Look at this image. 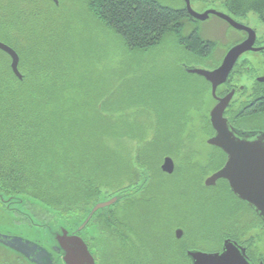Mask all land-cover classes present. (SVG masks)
I'll return each mask as SVG.
<instances>
[{
    "label": "rangeland",
    "instance_id": "rangeland-1",
    "mask_svg": "<svg viewBox=\"0 0 264 264\" xmlns=\"http://www.w3.org/2000/svg\"><path fill=\"white\" fill-rule=\"evenodd\" d=\"M159 1L175 7L186 6L185 0ZM191 5L200 13L208 9L226 12L222 4L209 0H191ZM29 8L33 9L30 17ZM238 20L256 27L262 40L260 44H264V22L256 13L251 12ZM183 33L187 38L179 36L176 31H169L159 45L149 50L132 49L115 30L92 14L88 0H59L58 4L53 0H0V40L19 53V68L24 75L22 80L16 77L11 69V58L0 52V126L20 133L27 130L39 132L49 121L58 118L47 112L55 108L62 111L64 117L50 125L59 127L62 140L70 142L73 140L70 134L72 123L78 122L83 111L94 112V123L99 122V127L111 123V127L118 128L123 127L120 124L127 123L133 129L123 134V139L115 141V137L114 143L113 139H109L108 143H112V146L120 142L122 151L126 149L128 153H143L142 148L146 145L158 159L171 150L166 144L177 143L182 146L179 154H185L192 148L197 154L199 151L207 155L212 152L206 142L214 134L209 117L214 99L209 87L200 88L201 84L204 85V78L189 73L182 63L205 69L218 67L232 43L243 34L214 14L205 20L189 21ZM196 33L204 40L202 51L201 47L188 41ZM206 41L212 46H206ZM245 53L254 65L253 72L263 74L264 51ZM41 70L44 72H39ZM242 83L246 87L252 86L247 78ZM199 89V96L203 98L197 105L201 107L196 110L194 107L192 110L184 108L187 100L196 95L195 92ZM221 91L224 93V88L218 90ZM250 92L249 88L248 93ZM61 97L67 99L69 113H72V109L79 111L70 115V121L65 105L59 104ZM237 107L236 98L228 113L234 125L243 129L264 130V108L239 112ZM123 119L126 121L120 122ZM134 131L140 134L137 138H134ZM6 138L13 141L9 136ZM38 140L47 142L44 138ZM150 144L154 145L153 149ZM55 154L57 153L49 152V155ZM171 154L174 155L175 152ZM218 159L219 157L213 159L212 163ZM198 162L205 164L200 157ZM105 171L101 174L97 172L92 179L104 176ZM187 176L178 171L171 177H159L165 183L164 186L160 185V190L174 200L170 196L175 194L177 185L184 179L187 180ZM100 181L106 183L105 180ZM188 184L191 185L190 182ZM220 188L208 189L207 195L216 193ZM221 193L225 202L231 201L224 194H230L227 189H221ZM188 195L190 193L186 197ZM221 195L215 196L222 199ZM230 197L236 202L231 194ZM192 201L198 199L192 198ZM26 204V200L22 198L10 200L0 195V232L30 236L51 246L55 243L51 235L56 236L57 232H61L65 223L55 217L45 224L38 218L44 216V211L47 210L43 208V211L37 204ZM209 207L207 220L190 221L187 228L190 231L201 230V234L205 233L203 229L208 230L205 237H200L204 241L199 244L206 250H214L219 247L216 231L222 221V214L217 223L215 211L220 210V204L214 201L213 209L211 205ZM33 210L38 211L39 215L34 216L31 213ZM47 215L49 216L48 213ZM245 218L250 220L252 216L243 214V227L248 224ZM173 220L177 219H171L172 222ZM259 221L263 228L260 219ZM230 222L231 220H227L225 223L229 226ZM71 224L72 228L76 227L75 222ZM163 224L166 222L163 221ZM259 247L264 252V235L257 248ZM16 255L0 245V264H5L6 261L9 264H20L16 261ZM160 257L162 260L156 264H169L176 260L175 254L167 255V258L163 255ZM111 259L110 257L108 262Z\"/></svg>",
    "mask_w": 264,
    "mask_h": 264
},
{
    "label": "flooded vegetation",
    "instance_id": "flooded-vegetation-1",
    "mask_svg": "<svg viewBox=\"0 0 264 264\" xmlns=\"http://www.w3.org/2000/svg\"><path fill=\"white\" fill-rule=\"evenodd\" d=\"M229 25L234 28L231 24ZM252 28L256 31V42L254 47L261 49L257 51L251 50V52L264 51V44H260L262 40L260 39L261 36L258 29L254 26H252ZM234 29L240 31L243 36L232 43L229 49L233 45L246 40L249 36V33L245 30ZM245 54L246 53L242 54L238 59L228 80L218 86L216 95L213 94L212 83L203 76L201 77L204 78V85L201 84L200 86V88L205 87V89L209 87L210 94L214 99L212 108L219 102L220 98L225 97L231 91H235V94L226 109L225 116L228 118L232 126L243 132L262 129H243L232 123L228 113L234 100L237 98V109L239 112H245L249 109L256 111L257 109L264 108V73L257 75L256 72H253L254 65L249 61ZM223 58L221 59V62ZM220 64H218V66ZM187 65L188 64L182 63V66L185 69ZM262 68L264 70V60L262 61ZM244 71L247 72L244 73ZM244 78H247L252 82L251 87H246L247 85L242 83ZM221 87L224 88V93L223 91L218 92ZM249 88L251 89L250 93H248ZM200 93V89L195 92L196 95H193L192 98L187 100L184 108H190L192 110L194 107V110L199 109L201 106L197 105V103L203 98L202 96H199ZM206 143L212 149V152H208L207 155L199 153V151H197V154L196 150L192 148H189L187 150L188 152L185 154H179V149H181L182 146L177 143H168L166 144V147L171 150L167 151L163 156H159L158 159L157 156H155V154H153L145 145L142 148L143 153L140 151V153L132 155L129 167L130 173L128 175L125 174L127 175V178L125 185L122 187L123 189L117 191V194L108 199L96 202L94 206L99 202L110 200L115 197L117 198L116 201L91 214L94 208L93 206L90 211L81 213L79 218L80 222L77 223L75 228H72L67 223V226L65 225V227H61V232L63 228H66L69 234L80 236L87 244L88 249L95 260V264H115L114 260L116 252L114 251V253H112V249L116 250L120 244H125L126 251L119 253V256L127 257L133 254H140L138 256L144 257L145 264L148 262H150V264L158 263L162 260L160 255L166 257L168 252H171L172 255H176L175 261H178L181 256L184 264H193L194 261L189 255L190 251L219 252L223 249L226 240L234 241L239 246L245 248L247 259L251 264H264V252L261 250V247H259L260 249L257 248L264 235V221L249 203L233 192L229 180L226 178H220L212 185L206 184V180L212 174L224 167L228 159V155L222 148L208 143V140ZM150 145L153 149L154 145ZM174 152L177 155H175ZM166 157H170L174 161L175 165L172 173L163 170V164ZM199 157L202 162H205V164L198 162ZM218 157L219 159L213 164V159ZM178 171H182V173H185V175L188 176L187 180L184 179L181 184L177 181L180 185L175 187V194H168L169 196L171 195L170 197L174 198V200H171L160 190L161 186H164L163 184L165 183H163L161 178H158L161 176L171 177ZM189 182L191 185L188 184ZM218 188L220 189L216 190V193L207 195V192L209 191L208 189ZM223 188L227 189L236 202L231 199L230 194L224 193L227 194L231 200L225 202L223 194L221 193V189ZM196 189L197 191H195ZM118 192L123 193L119 194ZM189 193L190 195L186 197ZM217 194H222V199L219 196H215ZM192 198H196L198 201H192ZM214 201L220 204V210L215 211L216 222L220 219L219 216L222 214V221L220 222V225H218L216 231L219 247L214 250H206L205 247L199 244V242L204 241L203 239H200V237H205V233H208V230L203 229V232L205 233L201 234V230L190 231L187 228V225L190 221L193 222L196 219L207 220L206 213L210 208L209 205H211L212 208V202ZM210 212L212 213L211 209ZM244 213L252 216V219L250 220L245 218L248 222L245 227H243L242 222ZM173 218H176L177 220H173L172 222L171 219ZM38 219H41L45 224L52 221L44 218ZM226 219L231 220L229 226L225 223L227 221ZM259 219L262 222L263 228L260 225ZM163 221H165L166 224H163ZM179 229L183 231L181 237H178L176 234ZM51 236L52 238L54 237L56 241V243L51 244V246H49L48 243L43 244L30 236L26 238H29L50 250L53 254L55 264H67L64 260L65 252L63 250L56 251L54 248L58 245L56 236ZM206 238L207 240L209 239L212 241L211 238ZM170 247L171 249H169ZM10 250L13 251L15 255L17 254L16 256L18 259L16 261L18 263L25 264L27 262L28 264H35L19 252L12 249ZM110 257L112 259L108 262ZM5 264H9V262L6 261ZM175 264L179 263L177 262Z\"/></svg>",
    "mask_w": 264,
    "mask_h": 264
},
{
    "label": "trees",
    "instance_id": "trees-1",
    "mask_svg": "<svg viewBox=\"0 0 264 264\" xmlns=\"http://www.w3.org/2000/svg\"><path fill=\"white\" fill-rule=\"evenodd\" d=\"M209 1L222 4L226 13L236 19L245 18L254 12L264 22V0ZM88 6L95 17L124 39L127 46L145 51L159 45L169 31H176L179 36L187 38L184 29L194 19L186 7H175L159 0H88ZM28 11L30 17L33 9L29 8ZM190 40L195 46L201 47V51L204 49V40L199 33ZM206 42V46H212L209 41ZM0 52L5 53L2 50ZM58 101L65 105L69 121L72 113L79 112L73 109L72 113L67 111L70 108L66 98L61 97ZM47 112L58 118L49 121L39 132L27 130L20 133L0 126V195L10 200L22 198L27 204L39 205L43 211L45 208L47 211L41 218L51 220L57 217L66 226L67 223L72 226L73 222L77 225L81 213L90 211L96 202L108 199L123 189L135 152L122 151L120 142L112 146L108 141L111 138L114 143L115 137V141L123 139V134L132 128L127 123L120 124L123 127L118 128L111 127V123L99 127V122L94 123L96 114L83 111L78 122L72 123L70 134L73 140L65 142L60 128L50 125L62 119L63 112L55 108ZM139 135V132H135L134 138ZM7 136L13 141L7 140ZM39 138L47 139V142H40ZM49 152L57 154L49 155ZM104 170V176L92 179L97 172L101 174ZM37 212L33 210L31 213L38 216ZM112 250V253L116 252L115 264H145L144 257L138 256L140 254L119 256V253L126 251L125 244ZM167 255L172 254L168 252ZM182 260L180 256L173 263L182 264Z\"/></svg>",
    "mask_w": 264,
    "mask_h": 264
},
{
    "label": "water",
    "instance_id": "water-1",
    "mask_svg": "<svg viewBox=\"0 0 264 264\" xmlns=\"http://www.w3.org/2000/svg\"><path fill=\"white\" fill-rule=\"evenodd\" d=\"M53 1L56 4L59 3V0ZM185 1L188 13L195 19L205 20L211 14H214L226 20L234 28L245 30L249 33L246 40L233 45L228 50L218 67L205 69L196 66H186V70L189 73H196L210 81L213 94L216 95L218 86L228 80L240 56L247 51L261 49L254 47L256 31L252 27L237 21L229 14L216 9H208L202 13L197 12L192 8L191 0ZM0 50L7 53L11 58V69L16 77L20 80L24 79V75L19 68L21 61L19 53L12 46L1 40ZM234 94L235 91H231L225 97L220 98L210 112V121L215 134L208 139V143L222 148L228 155V159L224 167L206 180V184L212 185L218 179L226 178L229 180L233 192L249 203L264 221V130L243 132L230 124L225 112ZM174 165L173 159L166 157L163 170L172 173ZM234 167L238 168L242 179L234 180L232 178V169ZM116 199L115 197L97 203L91 214L100 208L111 205ZM176 234L181 237L183 231L179 229ZM56 240L58 245L54 248L56 251L63 250L65 252L64 260L67 264H95L87 244L80 236L69 234L68 230L63 228L62 232H58ZM0 244L19 252L32 263L55 264L50 250L21 235L0 232ZM189 255L194 261L193 264H251L247 259L245 248L230 240L225 241L223 249L219 252L190 251Z\"/></svg>",
    "mask_w": 264,
    "mask_h": 264
},
{
    "label": "snow or ice",
    "instance_id": "snow-or-ice-1",
    "mask_svg": "<svg viewBox=\"0 0 264 264\" xmlns=\"http://www.w3.org/2000/svg\"><path fill=\"white\" fill-rule=\"evenodd\" d=\"M232 178H233L234 180L242 179V177H241V175H240V173H239V170H238V168H236V167H234V168L232 169Z\"/></svg>",
    "mask_w": 264,
    "mask_h": 264
}]
</instances>
